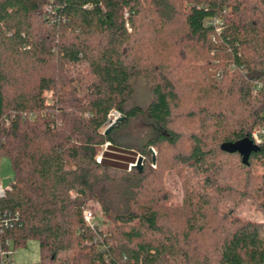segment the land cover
<instances>
[{
  "label": "trees",
  "instance_id": "obj_1",
  "mask_svg": "<svg viewBox=\"0 0 264 264\" xmlns=\"http://www.w3.org/2000/svg\"><path fill=\"white\" fill-rule=\"evenodd\" d=\"M146 3L155 34L180 23L185 40L222 59L214 88L195 99L205 136L193 137L182 160L203 167L225 153L246 168L253 160L264 167V143L246 162L224 148L264 126V0H0V158L14 172L0 209L19 214L2 238L15 249L37 240L41 252L36 262L15 264H264V223L230 216L212 260L193 238L194 230L204 232L196 221L206 197L191 199L183 230L163 226L155 203L143 201L150 170L117 164V149H140L152 163L151 146L180 138L175 74L168 63L141 57L154 39L135 38ZM141 76L153 95L146 107L134 100L133 80ZM112 110L125 120L105 132ZM141 116L160 132L132 145L122 131ZM261 181L264 188V174ZM89 198L109 223H87Z\"/></svg>",
  "mask_w": 264,
  "mask_h": 264
},
{
  "label": "rangeland",
  "instance_id": "obj_2",
  "mask_svg": "<svg viewBox=\"0 0 264 264\" xmlns=\"http://www.w3.org/2000/svg\"><path fill=\"white\" fill-rule=\"evenodd\" d=\"M145 8L140 17L145 27L135 38L140 37L139 40L142 39L145 43L150 38L154 39L155 42L146 43L140 49L141 57L149 63L163 62L164 64L166 62L169 66V73L175 74L177 81L175 83L178 84L181 103L174 111L173 123L180 138L175 145L164 142L159 147L151 146L154 158L152 163H150L149 155L137 148L117 149L119 151L115 152L114 156L120 160L117 162L118 166L128 165L129 169L136 164L139 156L143 157V168L150 170L147 189L144 192L146 196L143 201L155 203V208L160 212V224L163 226L167 222L174 230L178 228L183 230L185 220L190 217L187 209L191 199L196 204L206 200L202 204L205 207V216L198 217L196 221L204 226V232L196 234L194 230L196 236L193 238L195 237V241L201 244L204 243L202 247L198 246L204 251L207 250V255L214 260L218 254L214 241L220 234L219 226L222 222L228 223L231 220L230 216L264 223V188L261 181L264 167L261 161L253 160L252 166L246 168L242 166L239 156L225 153L215 154L203 167L192 166L182 160L191 151L194 144L193 137L203 135L201 121L195 117L196 115L194 116L200 104L195 99L200 100L205 88H214V75L218 74L216 63L222 59L219 57V61L216 60L212 57L213 53L207 54L203 49L185 40L180 23L176 31V26L173 25L166 29L167 34L162 32L155 34L152 11L149 10L147 3ZM217 24L219 25V22ZM168 35L170 36L167 39L168 45L163 46L162 42ZM227 77L231 76L227 75ZM197 83L199 84L196 85ZM133 86L134 100L146 107L153 97L149 81L144 76L136 77L133 80ZM45 94L51 103L54 97L53 91H47ZM118 113L117 110L110 112L107 126L122 116ZM260 126L256 125L254 128ZM208 131L210 130L206 128L205 132ZM159 132L160 129L143 116L133 120L122 131L123 134H127L126 140L132 145H140L146 139L157 136ZM108 144L107 142L101 146L97 160L108 149ZM130 161L133 162L128 164ZM13 174L10 159L2 156L0 158V181L9 184ZM160 196L164 197L161 203L157 200V197L161 198ZM202 196L206 198L200 200ZM85 209L93 211L94 222H110L103 214L98 200L87 199L83 206V210ZM207 232L209 235L205 237ZM40 257L39 242L31 239L22 248L16 250L14 261L16 263L36 262Z\"/></svg>",
  "mask_w": 264,
  "mask_h": 264
},
{
  "label": "built area",
  "instance_id": "obj_3",
  "mask_svg": "<svg viewBox=\"0 0 264 264\" xmlns=\"http://www.w3.org/2000/svg\"><path fill=\"white\" fill-rule=\"evenodd\" d=\"M120 115V113H118ZM251 139L254 144L260 145L264 143V126L256 127L251 132ZM101 157L98 158V161ZM10 189L9 184H4L0 181V199L6 196L7 191ZM83 217L91 226L95 224L94 213L92 210H84ZM19 220L18 212L13 213L9 210L0 209V264H15L14 254L17 249L12 245L11 240L3 239V231L7 228H12L15 223Z\"/></svg>",
  "mask_w": 264,
  "mask_h": 264
},
{
  "label": "water",
  "instance_id": "obj_4",
  "mask_svg": "<svg viewBox=\"0 0 264 264\" xmlns=\"http://www.w3.org/2000/svg\"><path fill=\"white\" fill-rule=\"evenodd\" d=\"M124 120H125L124 115L118 117L106 128L105 132L117 126L119 123L123 122ZM224 148L230 152L238 151L243 156L244 162L248 160L252 152H256L260 150V146L257 144H254V142L250 139H243V140L237 141L232 144H226ZM132 167H135L136 169H138L139 172H142L143 171V157L139 156L136 164H134Z\"/></svg>",
  "mask_w": 264,
  "mask_h": 264
}]
</instances>
